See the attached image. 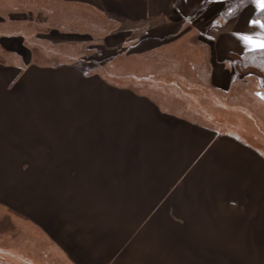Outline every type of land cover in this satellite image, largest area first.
Returning a JSON list of instances; mask_svg holds the SVG:
<instances>
[{
    "label": "crops",
    "instance_id": "0c3cea01",
    "mask_svg": "<svg viewBox=\"0 0 264 264\" xmlns=\"http://www.w3.org/2000/svg\"><path fill=\"white\" fill-rule=\"evenodd\" d=\"M206 1L0 0V181L18 196L0 199V219L24 239L0 234V264H264V140L233 130L217 99L246 79L236 57L264 49V23L255 2L227 17L234 0L185 14ZM64 8L89 14L81 28L108 45L147 36L146 53L175 29L205 54L212 98L169 106L164 86L83 69L57 46L38 53L30 22ZM192 18L210 20L207 39L195 24L181 30ZM47 28L39 34L73 33ZM49 87L62 91L58 107L39 100Z\"/></svg>",
    "mask_w": 264,
    "mask_h": 264
},
{
    "label": "rangeland",
    "instance_id": "374dc122",
    "mask_svg": "<svg viewBox=\"0 0 264 264\" xmlns=\"http://www.w3.org/2000/svg\"><path fill=\"white\" fill-rule=\"evenodd\" d=\"M256 1L257 0H234L223 13L224 17L237 12L243 4ZM209 2L210 0H207L201 4L196 13L195 11H190L191 13L185 12V14L190 16L195 15L196 18L200 13V9L204 8ZM182 6H186V3L184 2ZM85 13L86 12L77 11L75 9H59L57 11V18L62 19H55V21L48 20L41 13L37 14L35 21L33 20L30 22L31 25L27 28L30 33V39L36 42L37 45L39 44L37 52L40 53L45 46L50 49H55L57 46L67 58H77V64H83V69L93 71L98 67H103L106 70L122 71V74L135 76L136 81H138L137 84L144 90H152V87L149 86L150 83L164 86L168 89L165 100L169 106L173 104L171 101L173 97L179 94H181L186 103L190 102L193 109L198 105L203 106L204 99L210 100V98H212L211 96L213 95L210 94V86L205 83V71L207 69L203 65L205 54L200 49L193 50V47H191L192 41H187V37H179L176 35L175 29H170L164 32V34L156 35V38H158V41L155 43L157 48L150 52L148 51L149 54L147 55L148 52L146 53L145 49V40L147 36H142L138 40L136 36H130V34H128L127 37L130 40L128 44L124 45V43H122V46H119L117 42H111L110 45L112 46H110L100 39H97L95 34H92L95 30L88 27L86 23L84 24L85 28H81L83 25H81L79 21L82 22V19L89 17V14L86 13V15ZM82 16L86 17L83 18ZM195 18L189 19L188 24L184 23L181 25V30L195 24L201 30L199 31L201 34L197 36L200 40L202 38L203 41V39L208 38L205 32L207 31L210 20ZM50 22L55 23L58 27L66 29L67 32L73 31V33L64 35L56 31L54 33H48L50 39H53L51 43V40L47 41L48 36L43 35L44 33L39 34L40 31L48 29L47 27ZM95 22H99V20L97 19ZM179 26L180 25H176L174 28H179ZM80 29L84 30L86 33L83 31L76 32ZM170 31H173V33ZM38 37L39 40H37ZM136 40L138 41L135 42ZM71 50H74V53L69 52ZM234 70L236 73L246 76V79L242 82L238 81L239 83L235 85L236 89L234 88L231 92H222L217 99L225 103L226 105L223 106L226 108H231L233 112L242 113L254 121L256 128L255 135H257L260 140H264V85L263 87L259 85L257 79L253 77V74H242L237 66L234 67ZM39 93V100L40 102L42 101L43 107H58L59 102L63 101L62 98H55L62 93L58 88L52 90L51 87H49L48 89L39 91ZM170 93L172 95H169ZM205 106L209 107L210 105L208 104ZM180 108L177 107L176 109L179 110ZM221 114L223 113L221 112ZM229 116L234 119L233 115L229 114ZM218 118L225 120L224 115H219ZM250 139L255 140V137H250ZM12 181L16 182L15 180H11V182ZM2 183L4 184L1 186ZM7 186L5 180H3V182L0 181V199L3 198L7 201L13 200L16 202L18 200V198L16 199V197H18L16 189H9ZM0 234L15 235L18 240L24 243V239L18 234L16 225L9 217H4L2 220L0 219Z\"/></svg>",
    "mask_w": 264,
    "mask_h": 264
},
{
    "label": "trees",
    "instance_id": "16d2710c",
    "mask_svg": "<svg viewBox=\"0 0 264 264\" xmlns=\"http://www.w3.org/2000/svg\"><path fill=\"white\" fill-rule=\"evenodd\" d=\"M255 3L260 6L257 17L264 23V7H261V3L258 0ZM236 63L242 74L259 76L262 80V85H264V49L254 50L236 57Z\"/></svg>",
    "mask_w": 264,
    "mask_h": 264
},
{
    "label": "bare ground",
    "instance_id": "6f19581e",
    "mask_svg": "<svg viewBox=\"0 0 264 264\" xmlns=\"http://www.w3.org/2000/svg\"><path fill=\"white\" fill-rule=\"evenodd\" d=\"M216 110L218 111V109ZM229 113L236 119L234 122L235 124L233 126V130H235L241 136H244L245 134L248 136L255 135L256 128L254 121L239 112L234 111Z\"/></svg>",
    "mask_w": 264,
    "mask_h": 264
},
{
    "label": "snow or ice",
    "instance_id": "6c2138e0",
    "mask_svg": "<svg viewBox=\"0 0 264 264\" xmlns=\"http://www.w3.org/2000/svg\"><path fill=\"white\" fill-rule=\"evenodd\" d=\"M258 2L261 3V7H264V0H258ZM253 23H257V21H253ZM245 39L248 40L250 37L245 36ZM259 46L264 47V42H261Z\"/></svg>",
    "mask_w": 264,
    "mask_h": 264
}]
</instances>
